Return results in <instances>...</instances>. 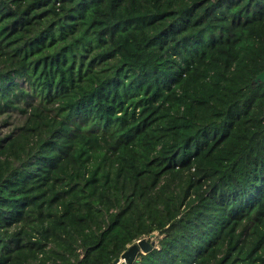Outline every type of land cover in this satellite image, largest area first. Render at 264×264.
Segmentation results:
<instances>
[{"label":"trees","instance_id":"trees-1","mask_svg":"<svg viewBox=\"0 0 264 264\" xmlns=\"http://www.w3.org/2000/svg\"><path fill=\"white\" fill-rule=\"evenodd\" d=\"M264 0H0V264H264Z\"/></svg>","mask_w":264,"mask_h":264},{"label":"water","instance_id":"water-1","mask_svg":"<svg viewBox=\"0 0 264 264\" xmlns=\"http://www.w3.org/2000/svg\"><path fill=\"white\" fill-rule=\"evenodd\" d=\"M253 81L256 83L264 82V69L258 72ZM155 233H151L149 237L153 239ZM155 245V241L151 240L150 242L147 239L139 238L135 242L131 243L126 250H124L121 255L115 259L114 264H130L134 260L138 251L140 252H147Z\"/></svg>","mask_w":264,"mask_h":264},{"label":"rangeland","instance_id":"rangeland-1","mask_svg":"<svg viewBox=\"0 0 264 264\" xmlns=\"http://www.w3.org/2000/svg\"><path fill=\"white\" fill-rule=\"evenodd\" d=\"M156 234V233H155ZM153 240L155 241V243H156V237H155V235H154V237H153Z\"/></svg>","mask_w":264,"mask_h":264}]
</instances>
